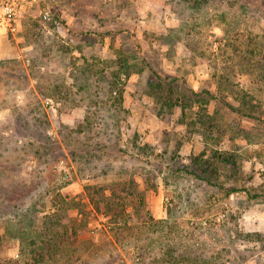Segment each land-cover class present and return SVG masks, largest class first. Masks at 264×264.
Returning <instances> with one entry per match:
<instances>
[{
	"label": "rangeland",
	"instance_id": "1",
	"mask_svg": "<svg viewBox=\"0 0 264 264\" xmlns=\"http://www.w3.org/2000/svg\"><path fill=\"white\" fill-rule=\"evenodd\" d=\"M0 264H264V0L32 1L0 38Z\"/></svg>",
	"mask_w": 264,
	"mask_h": 264
},
{
	"label": "trees",
	"instance_id": "2",
	"mask_svg": "<svg viewBox=\"0 0 264 264\" xmlns=\"http://www.w3.org/2000/svg\"><path fill=\"white\" fill-rule=\"evenodd\" d=\"M178 105V104H176ZM186 108L183 107V110L185 111ZM207 117L206 113H202L200 117L198 118L201 122V125L206 126L205 123L208 120H205L204 118ZM211 127V126H210ZM207 129L204 130L202 133L205 135L206 132L212 133L211 130H209V127H206ZM220 164H232L236 165V159L231 154L225 152H212L209 156H207L205 153H201L199 155H195L190 160V165L187 167V172H189L191 175H194L195 177L202 178L206 180L207 182H212L213 179L217 178L219 176V165ZM234 190H228L227 193L233 192Z\"/></svg>",
	"mask_w": 264,
	"mask_h": 264
},
{
	"label": "built area",
	"instance_id": "3",
	"mask_svg": "<svg viewBox=\"0 0 264 264\" xmlns=\"http://www.w3.org/2000/svg\"><path fill=\"white\" fill-rule=\"evenodd\" d=\"M32 1L33 0H0V28L13 34L16 33L18 30V23ZM41 19L43 21H49L51 19L49 11L42 12Z\"/></svg>",
	"mask_w": 264,
	"mask_h": 264
},
{
	"label": "crops",
	"instance_id": "4",
	"mask_svg": "<svg viewBox=\"0 0 264 264\" xmlns=\"http://www.w3.org/2000/svg\"><path fill=\"white\" fill-rule=\"evenodd\" d=\"M33 1H34V0H33ZM21 21H22V18L20 19V22H21ZM20 22L18 23V30H19V27H20ZM18 30H17V31H18ZM6 33H7V31H6L5 29L0 28V38H3V37L5 36ZM31 85H34L33 82H31ZM33 90H34V94L37 95L38 92H36L35 89H33ZM38 95H39V93H38Z\"/></svg>",
	"mask_w": 264,
	"mask_h": 264
}]
</instances>
